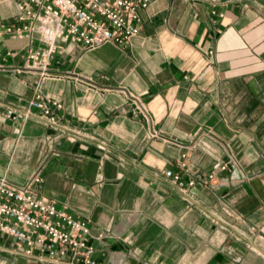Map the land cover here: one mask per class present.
<instances>
[{"label": "crops", "instance_id": "1", "mask_svg": "<svg viewBox=\"0 0 264 264\" xmlns=\"http://www.w3.org/2000/svg\"><path fill=\"white\" fill-rule=\"evenodd\" d=\"M17 12L0 0V177L38 175V196L88 223L101 264H264V0H151L125 45L58 41L44 78L27 54L43 41L2 30ZM36 81L67 136L3 116ZM218 163L190 202L164 174L184 186Z\"/></svg>", "mask_w": 264, "mask_h": 264}, {"label": "built area", "instance_id": "2", "mask_svg": "<svg viewBox=\"0 0 264 264\" xmlns=\"http://www.w3.org/2000/svg\"><path fill=\"white\" fill-rule=\"evenodd\" d=\"M151 0H16L14 22L1 24L2 30L15 37L38 36L43 41L28 51L29 68L38 70L41 78L51 75L49 60L58 49V41L80 44L84 49L103 42L125 45L141 29L140 10ZM60 107L44 96L36 81L26 105L3 113L5 117L36 119L67 136L69 128L59 122L53 110ZM140 113L149 119L147 108L140 104ZM181 168L185 167L183 162ZM226 163L215 164L207 175L191 177L186 185L180 183V172L167 169L164 174L179 184L185 200H192L191 187L213 180L217 170ZM40 177L33 175L23 186H15L0 177V233L13 240L12 245L0 244V253L34 259L53 264H101L94 257V246L87 238L88 223L59 209L52 201L38 196L36 187Z\"/></svg>", "mask_w": 264, "mask_h": 264}]
</instances>
